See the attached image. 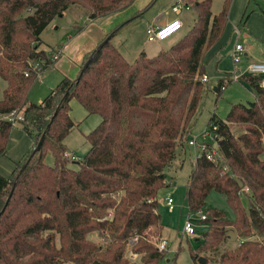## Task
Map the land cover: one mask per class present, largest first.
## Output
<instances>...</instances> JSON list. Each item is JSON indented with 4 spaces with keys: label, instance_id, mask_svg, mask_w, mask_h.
<instances>
[{
    "label": "trees",
    "instance_id": "trees-1",
    "mask_svg": "<svg viewBox=\"0 0 264 264\" xmlns=\"http://www.w3.org/2000/svg\"><path fill=\"white\" fill-rule=\"evenodd\" d=\"M227 1L212 17L211 0H182L196 11L190 30L168 52L150 58L142 53L132 63L111 43L126 23L117 26L84 55L74 80L62 78L42 102L30 104L27 94L37 75L54 65V53L62 55L61 49L42 48L41 33L72 6L93 21L133 0H0V80L5 82L0 157L16 124L33 142L22 166L9 177L0 175V264H128L124 252L134 238L131 252L141 264L163 258L165 251L149 243L150 238L158 242L165 228L159 194L169 187L166 172L183 151L205 92L202 52L215 42V54L222 48ZM229 83L219 80L216 94ZM248 84L256 93L253 102L232 105L224 121L209 120L219 158L202 156L191 166L185 192L189 214H198L211 192L223 196L234 214L228 220L220 211L206 213L201 222L206 228L191 253L195 264H201L200 255L203 264H264V87L254 78ZM73 99L101 118L85 137L90 149L81 162L65 156L63 145L74 127ZM12 112L22 121H5ZM46 149L53 166L43 162ZM71 162H78L76 170L69 168ZM241 196L248 200L247 210ZM229 232L238 237V246L218 260L206 258ZM91 234L108 242L104 250L88 239ZM254 235L261 240H252Z\"/></svg>",
    "mask_w": 264,
    "mask_h": 264
},
{
    "label": "rangeland",
    "instance_id": "rangeland-1",
    "mask_svg": "<svg viewBox=\"0 0 264 264\" xmlns=\"http://www.w3.org/2000/svg\"><path fill=\"white\" fill-rule=\"evenodd\" d=\"M181 2L182 0H133L128 7L93 21L88 20L85 11L80 7H70L62 18L55 19L40 35L42 48L56 51L61 49L62 56L53 66L41 72L37 81L31 85L27 94L28 102L30 104L42 102L64 77L74 80L78 75L84 55L92 51L107 33L124 23L126 24L122 26L111 43L119 49L127 62H134L142 53L150 58L162 51L168 52L171 46L175 45L190 30L196 19V11L190 2L189 10L183 7L176 13L172 11V6L177 3L182 4ZM224 4L225 0H211V16L220 13ZM137 12L141 13L138 17H136ZM157 18L163 22V25L179 20L183 28L163 42H148L146 30ZM77 29L81 30L78 32ZM236 30L240 32L239 36ZM215 43L207 46L202 52L204 73L209 82L205 85L201 83L205 92L183 144L185 153L182 152L179 161H174L169 172H166L169 187L161 190L159 194L158 212L165 226L161 239L167 241V248L163 258L157 264H195L191 253L195 251L197 239L200 238V233L205 230L206 226L202 223H195L199 233L193 237H187L182 234L183 223L187 217L196 222L199 221L200 215H206L208 211L215 210L224 213L228 220L234 219V214L224 197L216 192L209 194L205 201L206 205L198 214H189L185 192L191 166L195 161L196 150L188 147L187 142L196 138L200 143L202 134L208 128L212 116L224 121L232 105H247L254 101L255 90L244 81L229 83L219 95L216 94L215 89L219 80L230 81L233 78L232 54L236 44L243 49L240 53V69L252 62L264 63V0H228L227 24L219 39V45L222 48L217 54H215L217 42ZM4 89L5 82L0 80V99ZM69 109V116L74 127L63 140V145L68 154H72L78 162H81L90 149L85 137L99 125L101 118L97 114H88L75 99L69 102ZM232 131L239 134L241 129L234 126ZM32 150V139L19 124L14 125L8 138L5 154L0 157V175L9 177L16 166H22ZM263 158L264 145L262 160ZM43 162L49 166L54 164L53 156L48 149L45 151ZM78 162L69 163V168L76 170ZM168 196L174 201L173 211H168L165 205L160 203ZM241 203L247 210L248 200L245 196H241ZM227 235L228 237L216 251L205 253L206 258L218 260L225 252L232 251L238 246L240 242L238 237L232 232ZM88 239L103 250L108 243L97 238L96 234L89 235ZM151 239L149 243L156 246L157 242ZM251 239L261 240L257 235ZM127 247L128 244L124 257L128 258V264H141L140 256L132 257Z\"/></svg>",
    "mask_w": 264,
    "mask_h": 264
},
{
    "label": "built area",
    "instance_id": "built-area-1",
    "mask_svg": "<svg viewBox=\"0 0 264 264\" xmlns=\"http://www.w3.org/2000/svg\"><path fill=\"white\" fill-rule=\"evenodd\" d=\"M182 4L177 3L174 6H172V11L176 13L179 10H182L183 7L185 10H189V7L187 5L185 4L182 5ZM182 28H183V25L179 20H175V21L173 20L169 23H166L156 28H148L146 30L147 40L148 42H154V41L163 42L167 40L169 37H171L172 35L182 30ZM236 31L239 36L240 34L239 30H236ZM168 34L170 35L167 36ZM242 51H243L242 47L239 44H236L233 50V54H232L233 78L230 81L233 83H238V82H241V80H243L244 78L256 76V77H260L258 85L260 87H264V63H253L252 62V63H249L245 68L240 69L239 68V65L241 64L240 53ZM59 58H60V54L57 52L52 55V61H57ZM37 76L39 77V75ZM200 82L204 85L208 84L209 81H208L207 76L203 75L200 79ZM4 120L13 125V124L21 122L22 117L21 115L16 114L15 112H12L9 115L5 116ZM216 138L217 136L214 135V132L210 131L208 127L204 130L202 134V140L200 141V143L197 142L196 138L187 142L188 147H192L194 148V150H196L194 162H196L202 156L210 161H214L219 158L220 155L218 153L217 146L215 143ZM65 156L70 157L72 160H75L74 156L70 154H66ZM163 203L165 207L168 209V211L174 210V201L170 196L164 199ZM205 218H206V215H200L199 221L194 222L192 219L187 217L183 223L182 234L187 237L195 236L196 233H198V231L196 230L195 223H201L205 220ZM135 242H136V238L132 239L129 242L128 247H127L129 248L128 253H130L132 257L138 256L136 254H133L130 249ZM156 248L160 252L166 251L167 241L160 239L156 244Z\"/></svg>",
    "mask_w": 264,
    "mask_h": 264
},
{
    "label": "crops",
    "instance_id": "crops-1",
    "mask_svg": "<svg viewBox=\"0 0 264 264\" xmlns=\"http://www.w3.org/2000/svg\"><path fill=\"white\" fill-rule=\"evenodd\" d=\"M163 25V22H160L159 21V18L157 19H154L153 21V25L152 26H149L148 28H156V27H159V26H162ZM147 28V29H148ZM62 56V55H61ZM60 56V57H61ZM60 59V58H59ZM41 78V77H40ZM251 78H254L256 80V83L259 84V80H260V77H256V76H252V77H247V78H244L243 80L241 81H244L246 83H248V80L251 79ZM39 104V103H38ZM183 153H185V151H182ZM182 152L180 153V156L179 158L176 160V161H179V159L181 158V155H182ZM72 155V154H71ZM264 159V158H263ZM161 204H164L163 201L160 202ZM165 229V228H164ZM164 231V230H163ZM161 238H163V236H161Z\"/></svg>",
    "mask_w": 264,
    "mask_h": 264
},
{
    "label": "water",
    "instance_id": "water-1",
    "mask_svg": "<svg viewBox=\"0 0 264 264\" xmlns=\"http://www.w3.org/2000/svg\"><path fill=\"white\" fill-rule=\"evenodd\" d=\"M39 145H40V142H39V144H38V146H37V149H38ZM23 168H24V167H23ZM198 262L201 263V264H203V263H205V259H203V258H199V259H198Z\"/></svg>",
    "mask_w": 264,
    "mask_h": 264
},
{
    "label": "bare ground",
    "instance_id": "bare-ground-1",
    "mask_svg": "<svg viewBox=\"0 0 264 264\" xmlns=\"http://www.w3.org/2000/svg\"><path fill=\"white\" fill-rule=\"evenodd\" d=\"M176 30H177V29H176ZM173 32H174V31H173ZM173 32H171V33H173ZM171 33H170V34H171ZM170 34H168V35H170ZM168 35H167V36H168ZM167 36H166V37H167Z\"/></svg>",
    "mask_w": 264,
    "mask_h": 264
}]
</instances>
